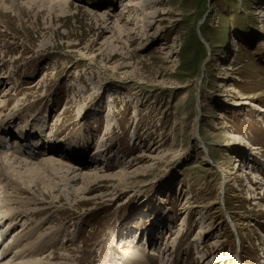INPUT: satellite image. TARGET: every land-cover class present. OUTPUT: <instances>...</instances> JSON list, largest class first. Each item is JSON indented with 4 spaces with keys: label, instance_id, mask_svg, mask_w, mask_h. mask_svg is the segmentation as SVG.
Instances as JSON below:
<instances>
[{
    "label": "rangeland",
    "instance_id": "374dc122",
    "mask_svg": "<svg viewBox=\"0 0 264 264\" xmlns=\"http://www.w3.org/2000/svg\"><path fill=\"white\" fill-rule=\"evenodd\" d=\"M126 1L73 0L70 9L2 16L0 96L9 94L8 114L21 107L16 117L46 122L48 139L58 132L67 148L88 142L90 156L98 145L112 147L110 172L136 159L130 171L140 169L124 186L107 184L100 200L78 209L63 201L23 220L8 240L33 224L27 244L57 239L46 252L35 250L37 259L115 264L114 249L142 244L139 218L158 208L164 223L154 243L161 256L169 243V264H264L263 186L255 187L260 206L245 200L255 182L245 170L264 183V0H152L141 13L154 18L139 23L125 14L135 34L111 52V30L96 14L115 17ZM247 144L253 147L242 153ZM13 242L4 247L7 262L23 248Z\"/></svg>",
    "mask_w": 264,
    "mask_h": 264
},
{
    "label": "bare ground",
    "instance_id": "6f19581e",
    "mask_svg": "<svg viewBox=\"0 0 264 264\" xmlns=\"http://www.w3.org/2000/svg\"><path fill=\"white\" fill-rule=\"evenodd\" d=\"M72 1L73 0H0V26L2 27V25H4V22H2V16L8 14V12L15 13L19 16L24 10L42 7L43 9L53 12V10H56L57 8L60 10H62V8L70 9ZM103 4H106V2ZM123 4L122 12L120 14L118 13L119 15H116L115 17L109 14L107 10L101 11L99 15L96 14L97 17L100 18L102 25H108L106 29L109 28L111 30V36L105 38V44L112 45L111 52H115L118 47L113 45L115 42L121 39L124 41V44H127L128 42H131L129 39L135 34V30L129 27L130 17L126 19L125 14H130V16L134 15L135 17L137 16L136 21L139 20V23L141 22L140 20H143L142 22L145 23L146 20L153 19L155 16V14L148 15L147 13L146 16H143L145 14L141 13L146 12L147 7L154 4L152 0H129ZM88 5L89 6L87 7L92 9H95V7L101 8L103 6L93 4ZM141 16H143V19L139 18ZM108 21H110L109 24ZM111 24L112 27L109 26ZM142 29L144 30V26ZM124 37H126V39ZM114 66V69L118 68L116 63ZM43 82H45V79L40 81V84ZM4 85L5 82H3V79H0V86ZM230 91L231 90L229 89V92ZM8 98L9 94H3V96H0V223L3 220H9L8 223L10 224L2 222L0 226L3 228V236H1L2 229H0V264H56L54 262L55 257H52V255L50 258L48 257L46 259L35 258V250L39 251V254H41L49 250V248H53V245L57 242L56 237H50L48 240L43 241V236H41L34 243L27 244L25 240H30L35 231L33 228L29 229L28 232L25 231L33 224H30L25 230L19 229V231L15 232L13 236L15 239L11 238L10 240H8L9 229L14 226L21 227L23 226V224H21L23 220L29 221V219L34 217L45 215V213L54 210L56 207L63 208L61 205L63 201L70 203V205L74 202H79V204H76V209H78L80 205H87L88 203L90 204L91 202L100 200L102 197H100L98 193L107 189V184L118 183V185L124 186L129 180L139 174V168L130 171L135 161L138 160L136 159L132 162L126 163V165L123 163L124 165L121 170L110 172L112 168L105 167L106 164L109 163V157L112 155V159H116L117 157L114 154L112 147L106 148V146L102 144L103 149H101L102 147L98 145L97 152H95L94 155L92 154V156L87 153L90 146L88 142L85 144V141H83L82 145H76L73 149L67 148L64 142L59 139L60 136L57 134L58 132H53L52 139H48L46 130L48 124L46 125V122L40 121V119L26 122V119H21L20 116L16 117L18 113H20L18 111L21 107L15 108L14 106V110L11 114H8V105H10V103L8 104ZM114 100L115 98L112 101ZM219 117L220 119H225L222 112ZM37 118L40 117L38 116ZM19 121L21 122L20 125L16 124L17 122L19 123ZM110 127L111 125L109 128ZM24 130L28 133V137L22 142L23 148L20 150L23 152L24 148H28L27 145L30 144L31 147L28 152L20 154L17 153L16 150L10 151L5 149V145L3 144L6 142L5 138ZM197 130L198 128L196 127L195 134ZM17 146L18 144L15 145V147ZM252 147L253 146L250 144H247L246 147L244 146V152L242 151V153H245L246 149H251ZM142 158L145 157H139V159ZM151 160L155 161L158 160V158H153ZM77 165L80 166L77 167ZM240 166L241 165H239V167L237 166V173L239 172L238 170H240ZM150 168L151 167H144L141 168V171L144 172ZM251 168L252 170L254 169L253 167ZM245 171H247L246 174L248 176H254L255 178L252 179L255 180V182L253 184L250 183V191H248V197H245V200L253 201L255 204L254 206H260V204L257 203L259 197L255 196V192L259 189H255V187L260 184L264 187V183H262L263 179L256 171L249 172V169ZM115 184L113 185L115 186ZM263 187L262 190H264ZM261 200L263 201V199ZM147 202H143L144 204L140 203V205H143L142 209L149 206V203ZM186 208L187 210L190 209V207ZM158 210L159 209L157 208L155 212H151L148 216L143 214V216L141 215L139 218L140 220L137 229L141 233L138 234L140 235L138 237L143 245L141 243L140 245L138 243L139 241L134 244L130 242L131 245H129L130 243L128 242L129 244L127 245L125 244L127 243V240L125 242L123 241V244L121 245V249H126L125 251L120 248V250H115V247L112 248L118 253V255H120L115 264H169V259L165 257L169 253V250H167L169 243L166 248L162 249L164 250L162 256L160 255L157 246L154 248V244L156 245L154 241L159 238V236H156L155 234L164 223L162 212L159 211L160 213L155 216V213L158 212ZM45 222L46 221H40L37 227L43 226ZM187 225L188 220L184 217L182 218V223L178 226L184 230ZM144 228L146 231L143 232L142 230ZM5 230L8 231L5 232ZM180 232L181 230L171 235L167 233V241L169 242L171 239H174V237V241L179 239L181 236ZM52 239L54 240L51 241ZM8 241H14L13 244H22L23 246V248L16 253V259L12 262L6 261L9 250L4 247L8 245ZM50 242L54 243L50 245ZM175 243L176 242L173 244ZM158 244L160 245L161 243ZM152 248L153 251L150 252L149 249ZM2 256L4 257L2 258ZM62 259L64 260L62 264H68V262L71 261L69 257H63ZM156 259L158 260V263Z\"/></svg>",
    "mask_w": 264,
    "mask_h": 264
}]
</instances>
